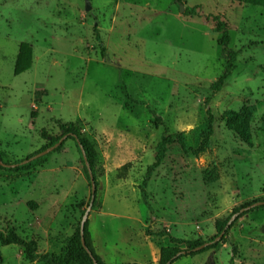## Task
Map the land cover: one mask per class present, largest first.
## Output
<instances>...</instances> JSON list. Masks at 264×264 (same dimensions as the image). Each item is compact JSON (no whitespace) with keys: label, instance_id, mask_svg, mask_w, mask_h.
I'll return each mask as SVG.
<instances>
[{"label":"rangeland","instance_id":"374dc122","mask_svg":"<svg viewBox=\"0 0 264 264\" xmlns=\"http://www.w3.org/2000/svg\"><path fill=\"white\" fill-rule=\"evenodd\" d=\"M178 1L196 6L197 15L180 13L176 0H0L2 160L48 147L59 121L75 122L96 155L90 207L87 171L70 137L28 167L0 165V231L59 255L89 207L88 230L106 264H156L161 248L185 247L169 236L207 241L217 220L264 200V5ZM214 16L237 54L215 92L227 58ZM20 42L32 47V64L14 75ZM245 105L255 107L250 145L223 116ZM208 111L207 149L194 155L168 147L146 186L149 212L139 185L161 135L182 132L196 147ZM232 246L234 264H257V254L264 264V206L241 215L227 242L172 264H230ZM0 253V264H43L14 244H0Z\"/></svg>","mask_w":264,"mask_h":264},{"label":"trees","instance_id":"16d2710c","mask_svg":"<svg viewBox=\"0 0 264 264\" xmlns=\"http://www.w3.org/2000/svg\"><path fill=\"white\" fill-rule=\"evenodd\" d=\"M247 3L253 4V5H264V0H245ZM183 14L186 16H193L197 15L196 6L191 7H185ZM215 21V28L218 33H220L219 37H217L216 42L221 47V50L226 54V64L224 67L223 72L221 75H219L216 80L211 85V90L213 92L218 91L221 89L224 80L233 72V70L236 68L235 61H236V52L233 51L228 47V44L230 42V35L226 29L225 23L218 17H213ZM32 64V47L27 42H20L18 45V50L16 54V59L14 62L13 67V74L18 75L26 70H28L31 67ZM129 97V96H128ZM131 99V98H128ZM135 104L144 105V101H138V100H131ZM148 108V107H147ZM150 113L153 115L154 112L148 108ZM255 112V107L253 105H245L241 107L238 111L235 110H226L223 113V116L226 120V124L228 128L232 131H234L242 141H244L246 144H251V133H250V122L252 120L253 113ZM158 117H156L154 121V125H157ZM58 128L60 130V135L54 138H51V141L49 143V146L56 143L61 136L64 134H67V137L72 138L76 144L77 141L83 146V149L85 151L87 161L90 165L93 177H94V171H93V165L95 162V150L93 148V145L91 142L82 135L81 128L75 123V122H67L63 123L61 121L57 122ZM212 134V116L211 113L208 111V117L205 122L204 127L201 129L199 135H200V141L196 147L189 146L186 142L185 136L182 132H167L164 130L163 134L160 137V140L157 142L155 146V153H154V161L147 166L144 177L142 179L141 184L139 185L140 189V196L141 201L144 206H146L150 212L151 206L150 203L147 200L146 195V186L148 181L150 180V177L152 175L153 170L161 163V161L164 159L165 154L168 150V147L176 143L180 149L184 153H192L194 155H198L205 151L208 146L209 137ZM42 135L44 136L45 133L42 131ZM77 138V141L75 137ZM47 137V136H46ZM62 143L59 144L54 150H59ZM78 147V145H77ZM45 148H42L26 158L36 154L37 152L43 150ZM79 149V147H78ZM51 151V152H52ZM49 152V153H51ZM80 152V149H79ZM47 153V154H49ZM45 154V155H47ZM81 154V152H80ZM40 156L32 161H29L25 164H18L13 169H19L28 167L31 163H34L35 161L39 160L40 158L44 157ZM0 158L2 160V156L0 153ZM25 159V158H24ZM82 159V155H81ZM23 160V159H22ZM20 161H16V163H20ZM3 161V160H2ZM4 162V161H3ZM83 162V159H82ZM6 163V162H5ZM15 163V162H14ZM84 164V162H83ZM85 170L87 171V168L84 164ZM88 177V172H87ZM89 180V177H88ZM95 180V178H94ZM260 199L253 200L251 203L255 201H259ZM90 201V198H89ZM95 200H93L92 205H95ZM245 204L243 206H239L237 208H234L232 210V213L227 216L224 219L217 220L215 223V228L217 235L224 229L227 221L229 220L230 216L238 212L241 208L251 204ZM264 206V205H261ZM248 210H245L238 214V216L233 220V222L230 224V226L225 230L224 235L220 238L217 242H212L208 244L207 246L196 249V247L200 246L206 241L201 240H184L180 238H176L173 236H169V241L171 243H177V244H185L184 248H179L177 246H166L160 249L159 254V260L156 264H172L174 261H176L178 258H181L183 256H195L197 254H200L208 249H215L218 242H227V236L229 234L230 227L234 224V222L243 214H245ZM217 235L212 237L211 239L207 241H212ZM84 241L87 249L83 246L81 242V235H80V223L77 226L76 230L70 237L69 241L67 242L66 246L62 249L61 253L59 255L55 254L54 252H44L42 254H39L37 252V243L34 240H26L19 236L15 231L9 230L7 232L0 231V244L1 245H10L14 244L19 246L22 249L24 258L28 261H39L43 264H106L103 259L95 252L93 242L91 239L90 232L88 230V222L85 221L84 224ZM91 254H89V252ZM231 259L230 264H234V257L236 254V248L235 246H232L231 249ZM2 262V256L0 253V263ZM121 264H139L136 262H126Z\"/></svg>","mask_w":264,"mask_h":264},{"label":"water","instance_id":"95a60500","mask_svg":"<svg viewBox=\"0 0 264 264\" xmlns=\"http://www.w3.org/2000/svg\"><path fill=\"white\" fill-rule=\"evenodd\" d=\"M177 4H178V8H179V12L180 13H183L184 11V5L179 2L178 0H176ZM74 136V135H73ZM67 137V134H64L63 136H61L59 138V140L54 143L53 145L51 146H48L46 147L45 149L37 152L36 154L28 157V158H25L23 159L20 163H5L1 160L0 158V165L1 166H5V167H16L18 164H25L29 161H32L40 156H43L49 152H51L52 150H54L59 144L62 143V141ZM75 137V136H74ZM76 141H77V138L75 137ZM77 145L80 149V152H81V155H82V159H83V162L87 168V172H88V177H89V184H90V202H89V207L91 206L93 200H94V195H95V188H96V185H95V180H94V177H93V174H92V171H91V168H90V165L87 161V157H86V154H85V151L83 149V146L79 143V141H77ZM259 205H264V200H259V201H255L243 208H241L238 212H235L233 213L229 220L227 221L224 229L212 240V241H206L204 242L203 244H201L200 246L196 247V249H201L205 246H207L208 244L212 243V242H217L220 240V238L224 235V232L225 230L230 226V224L232 223V221L238 216L239 213L245 211V210H249L250 208L252 207H255V206H259ZM88 207V209H89ZM88 209L84 212L81 220H80V235H81V242L83 244V246L87 249L86 245H85V241H84V236H83V232H84V224H85V221H86V218H87V214H88ZM88 250V249H87ZM89 254H91L90 251H88Z\"/></svg>","mask_w":264,"mask_h":264},{"label":"crops","instance_id":"0c3cea01","mask_svg":"<svg viewBox=\"0 0 264 264\" xmlns=\"http://www.w3.org/2000/svg\"><path fill=\"white\" fill-rule=\"evenodd\" d=\"M256 259H257V261H258V262H256V263H257V264H260V263H259L260 258H259V255H258V254L256 255ZM252 262H253V261H252Z\"/></svg>","mask_w":264,"mask_h":264}]
</instances>
